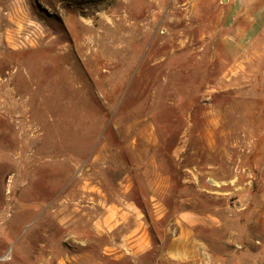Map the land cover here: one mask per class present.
<instances>
[{
    "label": "rangeland",
    "instance_id": "rangeland-1",
    "mask_svg": "<svg viewBox=\"0 0 264 264\" xmlns=\"http://www.w3.org/2000/svg\"><path fill=\"white\" fill-rule=\"evenodd\" d=\"M228 1L0 0V264H264V0Z\"/></svg>",
    "mask_w": 264,
    "mask_h": 264
},
{
    "label": "crops",
    "instance_id": "crops-1",
    "mask_svg": "<svg viewBox=\"0 0 264 264\" xmlns=\"http://www.w3.org/2000/svg\"><path fill=\"white\" fill-rule=\"evenodd\" d=\"M254 0H229L227 2V10L231 12L234 19L239 20L240 25L255 23V18L249 20V10L253 7ZM257 23V21H256ZM156 199H153L155 201ZM88 201V207L96 208L99 205H104L105 211L100 213L88 214V218L93 224L101 231L105 232L117 227L119 237L117 238V252L121 249L129 251L131 254H137L143 250H146L150 245V232L146 227L145 216L132 201L121 199V202H117V208L114 205L105 203L102 198L94 200L90 197ZM159 204L153 202V207H158ZM88 211V210H87ZM173 252L171 254L172 259L176 261V264H185L186 255L185 249H189L191 258L194 261H200L202 264H210V256H203V247L194 242L190 237L186 235L177 234L172 241ZM206 255V254H205Z\"/></svg>",
    "mask_w": 264,
    "mask_h": 264
}]
</instances>
